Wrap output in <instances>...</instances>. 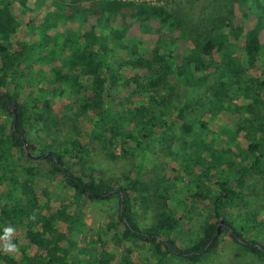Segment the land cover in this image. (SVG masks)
<instances>
[{"label": "trees", "instance_id": "16d2710c", "mask_svg": "<svg viewBox=\"0 0 264 264\" xmlns=\"http://www.w3.org/2000/svg\"><path fill=\"white\" fill-rule=\"evenodd\" d=\"M27 2L0 0V228L17 245L0 264H197L223 234L264 264V0ZM116 144L137 163L88 164ZM39 179L73 194L53 203ZM101 201L111 215L86 223Z\"/></svg>", "mask_w": 264, "mask_h": 264}, {"label": "rangeland", "instance_id": "374dc122", "mask_svg": "<svg viewBox=\"0 0 264 264\" xmlns=\"http://www.w3.org/2000/svg\"><path fill=\"white\" fill-rule=\"evenodd\" d=\"M162 1L163 0H160V2ZM33 4H34L33 0H28L26 6L28 8H32ZM197 4H200V1H198ZM26 16L34 17L38 19V21H40L41 19L40 11L35 8H33V10L31 11H26ZM21 95L23 97L24 92ZM10 121L11 119L9 117H6L5 115L0 114V123H4L6 125L5 133L9 132V129L11 126ZM33 132H34V129H33ZM37 135L40 136V134H37ZM172 145L174 149H178V143H173ZM110 151L111 153H114L118 158L110 161L106 156L107 153L105 154L104 151L97 150L90 154L88 158V161H89L88 164L98 169L104 170L107 175H110L112 171L113 173H115V171L123 172L127 170L128 168L132 167V165H135L138 161L139 154L137 152L139 151L133 153L132 156L121 157V146L118 144L112 147ZM154 158H155V155L153 152L151 151L147 152L146 157L144 159V165H147L149 162H153ZM85 166L87 167L89 165H85ZM149 170L150 169L149 168L147 169V166H144L143 172H146ZM39 184L41 186H46V188L50 190L53 203H61L66 199V197H70L73 194L71 190L64 189V186H62V184L57 185L56 183L49 181L48 179H39ZM113 202L105 203V201H101V202L94 204L89 210L84 209L83 214H84V220L86 221V223H90L92 219L101 220L104 217L108 218V216L111 215V213L113 212L115 208V205ZM110 204L112 205L111 207H110ZM205 215L206 217L208 216V211H205ZM198 223H199V220H195L191 222L188 226L189 230L187 232L184 231V229L183 230L177 229L172 234V238L174 240H177L179 245L181 246H186L190 244V242H194L197 239V237L200 235V233H198V231L196 230ZM238 251H239L238 246L231 243V240L228 238V236L226 234H223L221 236L217 249L213 251L209 256L203 258L197 264H261L251 255L247 253H243V252L239 253ZM137 253L138 254L141 253L142 255V251H139ZM169 264H190V263H186L185 261L181 259L172 257Z\"/></svg>", "mask_w": 264, "mask_h": 264}, {"label": "clouds", "instance_id": "9594fccd", "mask_svg": "<svg viewBox=\"0 0 264 264\" xmlns=\"http://www.w3.org/2000/svg\"><path fill=\"white\" fill-rule=\"evenodd\" d=\"M14 231L15 229L10 225L0 228V241L3 242L2 247H0V251H4L6 253H14L17 251V245L12 240Z\"/></svg>", "mask_w": 264, "mask_h": 264}, {"label": "water", "instance_id": "95a60500", "mask_svg": "<svg viewBox=\"0 0 264 264\" xmlns=\"http://www.w3.org/2000/svg\"><path fill=\"white\" fill-rule=\"evenodd\" d=\"M15 108H16V103L13 104V120H15ZM24 149L26 150V144H23ZM48 156L54 157V155L52 153H47ZM44 156H40L39 158H43ZM103 196H106V194H104ZM220 227H225L229 229V226L226 225V223L224 221L220 222V226L217 228V234L219 233Z\"/></svg>", "mask_w": 264, "mask_h": 264}, {"label": "built area", "instance_id": "2783aa9c", "mask_svg": "<svg viewBox=\"0 0 264 264\" xmlns=\"http://www.w3.org/2000/svg\"><path fill=\"white\" fill-rule=\"evenodd\" d=\"M128 1H134V2H139V3L144 2V3H148L150 5H156L160 2V0H128Z\"/></svg>", "mask_w": 264, "mask_h": 264}]
</instances>
